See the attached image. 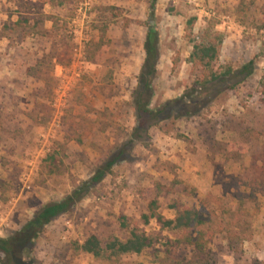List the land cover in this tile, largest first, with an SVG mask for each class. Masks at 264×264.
I'll return each instance as SVG.
<instances>
[{
    "label": "rangeland",
    "instance_id": "rangeland-1",
    "mask_svg": "<svg viewBox=\"0 0 264 264\" xmlns=\"http://www.w3.org/2000/svg\"><path fill=\"white\" fill-rule=\"evenodd\" d=\"M10 1L21 14L1 33L31 67L26 82L0 87V174L12 180L10 188L0 181L1 238L61 201L129 140L149 28L161 53L152 109L196 88L203 74L191 54L205 30L223 36L215 71L256 65L200 115L154 127L92 195L45 229L24 264H264V0H158L152 16V0ZM173 143L206 171L171 165L164 157L175 154ZM152 202L169 220L176 203L201 210L205 251L179 246L182 231L143 225ZM135 228L155 238L153 248L107 249ZM93 235L104 249L98 258L80 249Z\"/></svg>",
    "mask_w": 264,
    "mask_h": 264
},
{
    "label": "trees",
    "instance_id": "trees-1",
    "mask_svg": "<svg viewBox=\"0 0 264 264\" xmlns=\"http://www.w3.org/2000/svg\"><path fill=\"white\" fill-rule=\"evenodd\" d=\"M157 1L152 0L151 2V16L154 15ZM24 21L27 23L28 19H24ZM191 24L192 22L189 23V27L192 26ZM199 39L201 40L198 43L194 41L191 54L193 66L201 68L203 74L201 80L196 82V88L186 90L179 98L152 109L153 83L158 76L161 53L159 33L157 30L149 28L144 41L145 58L137 79V87L131 96L135 127L129 140L115 150L116 152H113L115 154H110L107 160L101 161L91 178L77 184L74 190L61 201L42 205L32 219L27 221L18 232L8 238L0 237V264H24L23 256L31 252L36 240L44 233L45 229L53 222L70 214L83 200L92 195L105 178L112 175L113 169L120 162L125 161L128 150L138 143H144V138L148 137L154 127L166 121L200 115L224 91L234 89L254 75L256 69L254 60L238 69L226 68L223 72L215 71L214 64L220 57L223 36L217 32L213 33L211 30H205ZM248 197H254V195ZM238 199L242 201L243 196H238ZM158 209L156 202L150 203L148 213L142 216L143 225H148L151 220H155L162 230L182 231L184 235L181 237L183 239L178 242L179 246L192 247L198 253L205 251L207 242L203 230L208 220L204 218L201 210L190 209L176 203L173 206L176 217L174 220H169L162 216ZM202 227L204 229L200 230ZM230 234L232 235V233ZM155 243L156 240L153 236L147 235L140 228H135L125 242L114 240L107 249L118 255H138L153 248ZM230 246L232 247V243ZM80 249L97 258L104 251L100 240L94 235L90 236Z\"/></svg>",
    "mask_w": 264,
    "mask_h": 264
},
{
    "label": "crops",
    "instance_id": "crops-1",
    "mask_svg": "<svg viewBox=\"0 0 264 264\" xmlns=\"http://www.w3.org/2000/svg\"><path fill=\"white\" fill-rule=\"evenodd\" d=\"M2 7H4V9ZM8 7L10 8V10ZM14 10L15 12H13ZM16 10H17V7L15 6V3H13L12 1L0 0V87L1 86L11 87L12 84L13 85L16 84L15 83L16 81L26 82V80L30 78L29 73H30L31 64H29L28 62H24V61L19 62L17 60L16 53L19 51L17 47H15L14 45H11V42H12L11 35L7 36L1 33V31H3L2 28L4 29V26H6L7 23L11 25L9 21L13 22L14 25L15 23L17 24L16 16H20L21 13L19 12L16 13ZM22 92L24 91L21 89L15 90L16 95H22L21 94ZM3 109H0V112ZM174 145H177V144L176 143L171 144L170 148L175 147ZM3 147L4 145L0 144V148L2 151H3L2 149ZM177 151H178L177 148H176L175 154L173 151H170V155L164 157V159H168L172 161L171 165H176V164H178L179 166L182 165L181 167L184 170H186V173L188 174H192V173L203 174L206 171V165L204 164V161H199V162L196 161V164H194V157L191 156L190 153L180 150L181 155L180 154L178 155ZM3 155H4V151H3L2 156ZM180 158H181L182 163H180L179 161ZM137 163H140V162H137ZM10 176H11L10 174H0L1 184H3L4 186H8V188H10V185H11L10 181H12L10 179Z\"/></svg>",
    "mask_w": 264,
    "mask_h": 264
}]
</instances>
